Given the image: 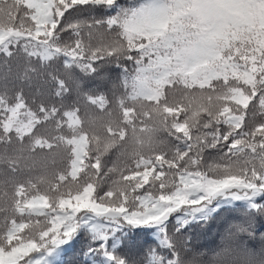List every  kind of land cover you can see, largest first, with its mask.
I'll return each mask as SVG.
<instances>
[{"label": "snow or ice", "instance_id": "6c2138e0", "mask_svg": "<svg viewBox=\"0 0 264 264\" xmlns=\"http://www.w3.org/2000/svg\"><path fill=\"white\" fill-rule=\"evenodd\" d=\"M0 53L23 55L28 82L57 66L30 101L0 92L6 175L42 156L46 177L5 193L0 264H197L185 233L236 202L246 219L234 227L252 235L264 217V0H23L14 21L0 19ZM105 64L121 82L109 87ZM130 147L134 167L105 170V152ZM58 154L63 166L49 169ZM149 231L157 243L145 248Z\"/></svg>", "mask_w": 264, "mask_h": 264}, {"label": "trees", "instance_id": "16d2710c", "mask_svg": "<svg viewBox=\"0 0 264 264\" xmlns=\"http://www.w3.org/2000/svg\"><path fill=\"white\" fill-rule=\"evenodd\" d=\"M22 2L23 0H0V19L7 21L10 18L14 21L17 16V10ZM137 2H139V0H118V3L124 6ZM87 14L88 13H82V15ZM80 18L83 19L84 16H81ZM82 35L86 38L88 35L87 31L83 30ZM61 36L65 41L70 42L71 33H62ZM95 42L94 39L93 43ZM26 66L27 63L22 54L12 58H6L0 53V92L7 90L8 95L11 97L17 89L23 88L26 99L30 101L38 92L46 87L43 85V81L47 78V71H54L55 67H57L54 65L47 71H42L38 76L34 75L32 81L28 82L23 79L24 68ZM128 67L131 68V65ZM100 71L110 82L109 87H111L112 84L121 82L123 79L120 70L115 64H105ZM225 103H227L229 107H232L234 101H226ZM256 119H259V114H257ZM245 122H249L248 116L245 117ZM220 127L223 130L227 126L220 125ZM193 131H195V129ZM160 138H164L163 134H161ZM88 147L91 148L92 145L89 144ZM87 150L88 149L86 148L85 151ZM146 150L147 146L145 147V151ZM131 151V147L120 151H116L114 148L109 149L102 156L103 167L105 170L108 168L119 167L126 172L127 167L135 166L134 161H131ZM13 154L14 153L9 152V156ZM89 156H92L91 152L89 153ZM217 156L218 153L215 149H205L203 160L205 163L212 164L215 162ZM42 159V156L37 158L35 163L31 159H18L17 163L21 171L14 176L6 175L8 161L4 159L3 146L0 145V208L6 206L5 193L7 192L9 194L8 198H10L12 183L14 181H32L36 183L38 179L41 181L46 179L41 166ZM85 163H87V161H85ZM47 165L49 169L55 168L58 171L59 168L63 166V155L58 154L55 161L49 159ZM87 170L88 169H84L85 172ZM109 175L112 178H118L119 173H110ZM81 176H83V172L78 175L77 179H80ZM96 179L99 180L100 177L98 176ZM105 179L107 180L108 178ZM107 186V183L102 185V189H106ZM45 187H47L45 183H37L38 190H42ZM145 187H147V185ZM140 191L143 190L141 189ZM41 194H43L42 191ZM231 207H234L237 210L224 212L221 216H214V218L209 219L207 222H201L200 227L191 229L189 232L185 233L184 240L186 243L182 250L185 259H195L197 264H206L213 254L219 252L224 247L225 243H227L240 249L246 264H260V262L264 260V238L261 237V233H264V217L255 218L254 226L250 230L252 235H249L248 232H238L234 225L241 224L246 219L240 210L242 208V202H236L235 205ZM5 215L6 213L4 211H0V230H3L5 226ZM11 219L12 217L9 216V225ZM15 219L19 222L20 215L17 214ZM39 219H42V217ZM25 222L27 223V220H25ZM24 232H27V228ZM23 234V232L18 233V235L21 236ZM87 242L88 237L84 236L78 243L74 244L72 250H69L68 246H64L66 252L63 254V259L71 261L74 257H78L83 245ZM156 243V237L151 231L147 232L146 235L144 233L140 234V244L145 248L149 244L155 247ZM126 255L131 260H139L141 258L139 248L128 251ZM145 264H148L147 260L145 261Z\"/></svg>", "mask_w": 264, "mask_h": 264}, {"label": "clouds", "instance_id": "9594fccd", "mask_svg": "<svg viewBox=\"0 0 264 264\" xmlns=\"http://www.w3.org/2000/svg\"><path fill=\"white\" fill-rule=\"evenodd\" d=\"M189 264H191L190 261ZM206 264H246V261L239 248L225 243L224 247L219 252L214 253ZM260 264H264V260Z\"/></svg>", "mask_w": 264, "mask_h": 264}]
</instances>
